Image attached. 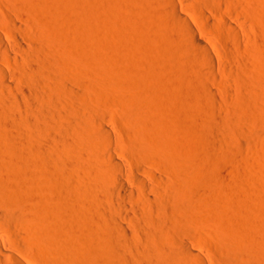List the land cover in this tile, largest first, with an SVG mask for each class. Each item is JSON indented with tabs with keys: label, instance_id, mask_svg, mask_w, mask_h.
Returning a JSON list of instances; mask_svg holds the SVG:
<instances>
[{
	"label": "rangeland",
	"instance_id": "obj_1",
	"mask_svg": "<svg viewBox=\"0 0 264 264\" xmlns=\"http://www.w3.org/2000/svg\"><path fill=\"white\" fill-rule=\"evenodd\" d=\"M60 1L59 0H0V36L2 39H4L3 41L6 44L8 43L9 46H11L8 47L7 49L0 47V56H1L0 85H2L1 86L2 88H0V108H2L0 109L1 110L0 113L3 114L0 117L1 119L0 120V148H1L0 153L2 152L0 155V190L2 192L9 193L14 191V189L19 190L21 187L23 186L27 187L29 185L28 187H32V190H31V196H29L30 198H28L29 202L27 201L26 204L27 207L29 208L34 207L32 210H36V209L40 210L41 209L40 207H42L41 209L42 211L40 210L39 213L40 217L46 218L52 213L53 208L56 206V203L60 205L64 204L63 205L64 207L62 206L63 207L62 212L64 211V209L66 211H64L63 213L60 212V219L62 218L61 219L63 220L62 222H64V220L73 221L72 218H74L75 222L77 219L76 224L79 223L81 224L82 222H84L82 225L85 229L84 228L83 229L85 230V232L87 230H90L91 232L88 231L89 233L88 232L87 233L91 235L97 234L99 230V228L97 227L99 226L98 223L100 221H101L100 224H102L103 221L109 222L114 219L118 220L120 224L128 232H130V234L134 238L133 240L132 238L129 239V241L132 240V243L131 242L128 243V240L125 242L123 248L124 249L128 248L125 249L126 253L125 251H122L121 252L122 254L119 253L121 254L120 258H122L121 259L122 264L123 262L124 264L126 263L145 264L146 261L148 262V258H147L148 256L146 255L147 248L145 250V253L143 251L145 247H147L145 238H147L148 233L146 227L144 226L146 220L152 223L153 220L157 217L158 213L160 214L161 212L164 213L163 211L171 212V210L172 213L174 212L173 213L174 215L171 214L173 215V217L168 216L166 219V223L168 224L169 228L166 231L165 236L168 238L169 241L167 240H166L167 242L165 241V248L167 247L170 248L171 246L174 248H179L180 246H182L183 242L181 240H183L185 242L184 244H187L186 246L189 245L188 247L190 248V250H192L191 252L193 254L195 252L194 255L197 256L198 259L200 258L199 260L202 261V264H204V261L206 262V264H264L263 262L264 258H262L264 257V99H263L264 98L263 96L264 94V72H263L264 71L263 70L264 27H262L264 26L263 24L264 17H262L264 16L263 15L264 0H237V2L236 0H230L231 3L228 2L229 0L228 1L223 0V2L222 0H217L219 6L216 3L217 1L206 0V3H208V7L209 6L211 7L213 5L212 6L213 8L206 7L209 11L206 10L205 6H203L204 4H201V2L204 3V0L203 1L202 0H168L169 4L167 5H169L170 9L172 8L171 9L172 11H173V7L175 6L177 11L182 13L181 15L184 16V14H186L185 18L188 21V23L189 22L191 23L195 35L197 36L198 39L200 40L202 39L201 42L207 46L209 52L211 53V56L214 57V60L216 61L215 62L216 67L213 66V68L215 67L214 70L217 69L218 71H213L212 67H211L212 69L211 68L209 69V66H207L208 69L206 66L201 67L202 65H200V67L197 68L198 71H196L197 70L196 67L198 65L197 66L195 65L196 66L194 68L195 70L193 69L186 70L190 67L189 66L188 68L185 69V65L188 64L189 61H181L182 65L179 64V66L178 64L172 65L173 63H168L165 60V58H162L163 55L162 52L159 51V53H161L160 57L162 59L160 57H154V55L152 54L155 53L156 56L157 51L156 52L152 51V53L151 51L146 52L145 45L147 40L149 39L148 37L150 34L147 33V30L146 32L139 31L142 34H139L136 37V35L139 32L137 33V31L135 30L139 29L140 25L141 28L142 27L148 28L149 32L154 28L155 30L159 28L158 30H160L161 32L165 30L162 32V34L164 35L169 34L173 36L175 34V36H173V39L176 38V35L181 32V31L179 32L180 29L177 31L176 28H172V27H171L172 30L169 31L172 33V31L175 29L176 32L172 33L173 35L169 33V31H167L168 28L169 29L171 28L167 27L166 29L165 24L167 23H165L164 20L167 18L169 22L172 20L174 15L170 14L172 15L170 16L165 14L164 17L166 18H164L163 17L164 13L162 14L161 12L163 11V9L161 8L162 4L155 3L157 7H155V5L154 6L150 5L153 2H155V0L154 1L151 0L150 4H149L150 0H147V2L146 0H141V2L139 0H134V2L136 3L138 2L137 4L135 3L136 6L134 5L135 9L134 7H131V5L134 4V2L131 3V0L128 1L121 0L119 2L118 0L117 2L108 0L107 2L108 5L105 6V8L107 7L106 9L103 6L106 0L105 1L60 0ZM122 1L125 2L124 5H126L125 6L126 8L131 3V5L129 6L132 11L131 13L129 12L130 11L129 7L127 8V10H125L126 8L123 7L124 5H122L123 4ZM112 2L113 5H111ZM59 3L60 6H58ZM139 3H141L142 5H139ZM170 3L172 6L170 5ZM97 4L98 5L100 4L99 5L100 9L101 10L105 9V12L98 11L99 6ZM93 5L95 6L92 7ZM108 6L110 9L113 7L112 9L114 10L110 12ZM146 6H148V10L149 9L152 10V8L154 7L152 12L153 11L157 12V14L154 12L156 17H154V13L152 14L154 18L152 16L150 17L148 16L151 14V10H149L150 14H148L149 12L147 11L148 15H146L145 12V10L147 9ZM224 6L226 7V9ZM223 7H224L223 9L224 13H222ZM93 8H95V11L93 10ZM137 8L141 10L140 12L142 13L145 12L144 16H142L143 15L142 13L137 12L138 11ZM227 8L230 10V12L228 11ZM107 9H109L108 14L111 13L110 14L111 18L107 15ZM136 9L137 11H135ZM96 10L99 12V14L94 13L97 12ZM217 10H219L220 12ZM73 12L74 14L76 12L74 17L78 18V21H76L77 19L72 17V15H74ZM81 12L83 14H81ZM91 12L92 14L94 13L93 19H95L96 22L92 19L93 15L92 16L90 15ZM115 12L116 13L118 12V14L120 15L119 16L117 14L115 15ZM100 13H103L101 14V16L104 15V19L103 17L100 16ZM132 13L133 15L134 14L137 15L139 13L138 16H141L143 19V21L140 22L141 23L140 25L139 24L136 25L137 26L136 29H130L131 27L126 25V22L129 19V17L133 16ZM85 14L87 16H84ZM158 14L159 16H157ZM236 14H238V16ZM81 15L83 18L81 17ZM217 15L219 16V18ZM88 16L91 17L88 18ZM123 16L126 17L123 18ZM145 16H148L147 21H144L146 20ZM169 16L172 18H170ZM232 17L234 19H232ZM237 17L240 18L236 19ZM254 17H256V19H254ZM259 17H262L263 19ZM87 18L89 19L90 22H88ZM99 18H101L102 20ZM120 18H122L123 20H121ZM149 18H152V20L154 19L153 20L154 22H152V20H149ZM227 18H228V22L234 23L232 25L235 28L237 27L239 28L237 29L239 31L240 42L235 41L236 45L240 46V47L238 46L239 48H237V46H235L234 48L228 46L232 42L230 41L229 43L227 39H224L222 33L219 32L218 26L222 23V20L226 21ZM97 19L99 20L97 21ZM155 20L158 23L154 24L153 26V23L156 22ZM93 21L97 25L93 23ZM86 22H88L87 25H90L89 27L86 25ZM98 22H100L101 24ZM146 22L148 23L150 22V24ZM160 22H162L161 25L164 24L165 28L161 26L157 27L158 25H160ZM194 22L196 24H194ZM12 23H14V25ZM148 25L150 28L148 27ZM150 25H152V27ZM12 26L14 27L11 28ZM81 26L83 27L81 28ZM117 26L119 27L117 28ZM17 27L20 29H18ZM15 28L18 30H16ZM144 28L139 30H143ZM242 28L246 31L241 30ZM79 29L80 31H78ZM94 30H97L98 33L96 31L95 34ZM240 30L242 31L243 34H241ZM17 31H19L18 34L20 35L16 34ZM133 31H135L137 34L135 35ZM166 31L168 33H165ZM152 32H154V30ZM244 32H246V34ZM120 34H122L123 36L122 35L120 36ZM13 35L16 38L13 37ZM145 35H148V37L146 36V38H148L147 40H144L145 38H143ZM123 37H124V41L122 40ZM127 37H129V39H127ZM135 37L137 38V41ZM178 38L179 39L181 38L180 34ZM18 39L19 41L21 40L20 42L22 44L24 43L23 50L19 49ZM142 39L144 41H142ZM138 40L140 41L138 42ZM178 40L175 41L178 42ZM225 40L226 42L228 41V44H225L226 43ZM232 41L234 42V40ZM125 42L128 45L130 44L131 45L128 47V45L125 44ZM133 42L134 45L137 44V46H134L136 49L133 48ZM212 44H215V46L217 45L218 48L220 47L219 48L220 50H223L220 51L218 49L219 53L220 52L223 53L225 51L224 52L225 54L220 53L219 56L218 53L213 49ZM125 46L126 48H124ZM139 46L141 47L142 50L139 49L140 48ZM224 47H226L225 50ZM186 48H187L186 52L188 51L187 54L191 51L190 55L188 54V56L185 52L184 53L186 55L182 54L183 51H185L184 49ZM186 48L182 50L181 55H183V57L193 56L194 52L192 51V49L189 48L187 45ZM188 48L190 49V51L188 50ZM231 48L233 49V51ZM42 49L43 51L44 50L48 51L46 52L48 53L47 56H42L43 55ZM24 50H26L25 53H22ZM226 50L228 52L232 51L234 56L232 55L231 52H229L230 56L228 59L226 57V54L227 55L229 54L228 52H226ZM223 55L224 57H222ZM150 56H152L153 59L155 60L153 61L152 58H149ZM232 57L236 58V59L234 58L235 61H233L234 59L232 60ZM225 58L227 60H225ZM133 60H135L136 62ZM156 60L158 62L160 61L159 64H156L158 63L156 62ZM30 61L35 63H31ZM183 62L185 64H183ZM38 64L41 65L36 66ZM131 64L133 65L132 69H131ZM163 64L165 65L163 66ZM32 67L34 71L32 70ZM181 67L184 69L183 70L184 72L182 73H185L186 70V73L190 74L191 71L193 70L195 76L197 75L200 76L198 79L202 78V81L198 80L195 83L194 81L188 80L186 79V77H184V80L185 79L187 80V81L185 80L186 81L185 83V81L181 79L183 78L184 75L181 73L182 77H180L179 74L182 71ZM192 67H194L193 64L191 68ZM43 70L44 71L46 70L45 73ZM210 70L213 74L210 73ZM175 72H179V73H176L175 75ZM207 72H209V74H207ZM193 73H191V76L194 75ZM204 75L206 76L210 75L206 77L208 78V80H206ZM213 75L214 77L211 80ZM209 79L210 82L208 84L207 82L209 81ZM200 81L202 82V84L206 82L208 84V85L206 84L207 87L206 86H204V88L200 87L199 84L201 83ZM2 82H5L6 85ZM247 83L248 86L246 85ZM211 85H213V87ZM6 86H11V88L9 87L10 92H8L9 88ZM231 87L234 90L233 89L231 90ZM207 88H210L209 90L210 93H208L209 91ZM200 89H203L202 91H204V89L205 91L207 90V92L204 91L206 95L204 96L202 95L203 97L200 95L204 92H200L201 91ZM228 89L231 90L233 93ZM87 90L90 91V92L88 91V93L91 94L90 98L88 96L87 98L89 99L83 100L81 98L82 100H80L79 99L80 98L79 96L81 95L80 93L90 95L85 93ZM240 92L243 93L241 94ZM255 93L257 94L255 95ZM63 94L65 95V97L68 95L66 97L67 101L70 100L71 103L73 101L75 103V106L76 104H78L77 106L81 107V109L84 111H82L77 106H76L77 109L79 108L80 110H76V107L74 106L73 103H72V107H74L75 109L73 108L72 110V107L68 108L69 105L67 106V104H65L62 100ZM165 94L168 95V97L165 96ZM196 94H199V97H196L198 96ZM238 94L243 96L240 97ZM207 95H210L216 101V102L214 101L215 103L212 104L214 106V110H212L213 109L212 106L210 107L212 109H208V108L204 109V107L201 106L202 103L199 98L200 97L204 98ZM34 96L35 98H30ZM113 96H118V97L122 96V97L118 98ZM255 96L260 100L256 99ZM124 97L127 99L124 100L123 99ZM163 97L165 98L167 97L166 99L170 98L169 99L170 101L169 100L166 101V99ZM15 98L17 101H15ZM116 98L118 101H116ZM192 98L194 100L193 102H192ZM241 98H244L246 102L244 101V99ZM91 99L94 100L92 101ZM58 100L61 103H59ZM249 100L252 103L250 104L248 102L247 105V101ZM30 101L33 102L29 103ZM84 101L86 103H82ZM119 101L121 102L119 103ZM165 101L168 102V105ZM37 102H39V104ZM8 103L10 105H8ZM165 103L166 106L164 105ZM240 103L242 105L246 103L245 106L243 105L244 107L242 106L243 109L240 108L241 107ZM153 105L158 106L157 108H158V113H160L159 115H161L160 117L152 116L153 119H151V115H147L145 113V115H142V117L135 120V122L130 123L131 126H128L130 124L124 121L126 118L125 117L126 107L129 108L133 107L136 110L138 109L139 111L140 110L146 111ZM124 106L126 107L124 108ZM34 107L35 110H33ZM198 107H200L201 110L204 109L203 111L207 110L205 111L207 115L201 110L200 113ZM246 108L249 112L251 111V113H249L246 110ZM248 108H250V110ZM2 111L5 112V115ZM76 111L78 112L82 111L84 112V115L82 112H80L81 115H79L80 113L78 114V112ZM232 111H234V114ZM235 111L238 114L235 113ZM89 114L91 117H88ZM203 115H205V117ZM242 115L244 116L245 119L243 118ZM201 116L204 118V121ZM158 118L160 119L162 118V120L159 121L160 119ZM229 118L232 122V127ZM154 119H156L157 121L156 123L157 124L160 123V125L161 123L164 122L163 124H165V128L164 125L162 124L164 131L162 130V126H159L161 130L159 128L157 129L158 126L155 123ZM235 120H237L238 122ZM54 121L56 123V124L54 123L56 126L55 129V132L57 131L56 133L53 131ZM222 121H224V124L225 123L227 124L228 122L230 123H228L227 126L223 128V126L221 125V123H223ZM51 123L53 125L52 127L53 129L51 128L52 126ZM76 123H78L79 125L77 126ZM205 124L208 126H206ZM155 125L156 128L154 127ZM101 126H104L107 129L109 128V131L111 133L110 136L111 142L109 146H107L108 148H106V146L104 147L105 149L103 148V146L102 147L99 146L98 148H93L89 146L90 144L89 141L87 140L90 139L91 136L97 134L96 133L98 132L97 129ZM209 126H211V129ZM49 128H51V130ZM206 128L210 129L211 131ZM159 130L160 133L158 132ZM18 131L19 133H17ZM226 131H228L227 134ZM209 132L212 133L210 134ZM134 133L136 134V137L138 135L140 136V137L138 136V138L140 139V144L138 145V147H140V150H138V148H135L132 141L130 142L131 138L129 137L130 136L134 137L135 136ZM169 133L170 135L172 134L171 135L172 140L170 138ZM128 135L130 136L128 137ZM173 136L176 137L173 138ZM181 136L184 138H182ZM146 137L147 140L145 139ZM178 137H179V145H178L179 148L178 147L172 148L173 149L172 150L171 148L167 149L164 147L165 143L167 144L170 140L171 143L173 140H175ZM225 137L228 138L225 139ZM20 139H27V141L30 142V151L28 152L23 151L22 145L19 143ZM46 139H48V141H51L52 143L50 146L47 145V147L49 148L45 146ZM183 139L184 141H182L183 142L182 143L181 140ZM223 139L226 141H224ZM218 141L219 143H216ZM162 142L165 143L163 144ZM209 142L211 143L209 144ZM85 143H86V148L84 145ZM180 143H181V147H180ZM226 143L229 144L227 145V147H226ZM87 144L89 145L87 146ZM56 145H58L59 149L61 150H59L58 147H56ZM61 146L62 147L65 146L63 147L64 149ZM66 146L68 147L66 148ZM207 148L209 149L207 150ZM70 149L72 150V153ZM134 149L137 150L134 151ZM175 149H177V151L178 149L182 150V152L178 151L179 153L177 152V154H175L176 153ZM46 150L49 151L45 153ZM53 150H56L54 151L55 152L54 155L56 156V158L58 157L59 159L58 158L55 159L51 157L50 155L51 153L49 152L50 151L52 152ZM58 150L60 151L59 154H58ZM225 150H227L228 155L226 154ZM62 152L63 153L65 152V154L62 155ZM167 152L169 153L168 155ZM151 153H153L154 155H152ZM156 153L157 155H155ZM45 154L48 155V157L45 156L46 168H43L44 166L43 165L39 166L40 164L38 165V163L40 161V158ZM161 154H163L162 157ZM164 155L165 157L167 156L169 157L165 158L163 157ZM213 155L214 157H216L214 165L212 164L214 168L212 165H209L210 161L208 160L209 157ZM215 155H218V160H217V156ZM224 155H227L228 157L224 158ZM219 156L223 157L221 159L224 160L219 161L220 159ZM9 157L11 158V160L8 159ZM48 158L50 160H46ZM71 158L72 160H70ZM144 158L150 160L151 158L154 159V161L153 159L152 161L156 163V167L154 166V168H151V166H149L147 171L150 172L151 176L153 175L151 173H154V176L156 175L155 177L157 179L161 178L159 181L161 180L164 181L162 185H161L162 181L160 183L158 181H154L157 179L154 176H153L154 178L153 177L151 178L150 175H149L150 178H148V176L140 169L141 159ZM112 159L118 162V164H120V166L126 171V174L127 173L128 174L122 176L117 173L115 174V172H113L114 174L110 173L111 170L108 171L109 172L107 175L108 185L106 186V188L108 190L114 191L115 193V191L118 190L119 185L122 183L126 185L128 189L135 191V194H137L139 197H141L142 195L149 196L151 199L150 202L148 200V202L145 201L146 204H143L144 201L143 203L139 201V203H142L141 206L138 203V200L136 201L131 200L129 205L127 202L130 199H128V197L125 198V200L127 199L128 200L127 201L124 200V201L131 207L134 205H139L140 207L143 206L144 208L142 207L141 209L138 206L141 212L137 211L135 213L130 209H128L129 210L128 212V210L121 209L119 205H117V207L115 205L116 208H114L113 204L115 203L117 204L119 203V201L115 202V200L113 201V198H116V201L117 199L123 200L124 198L122 197L121 194L118 193L119 195H117V193H115V195L117 196L115 197L114 195L111 200V198H109L106 193L104 194L99 190L96 191V188L94 189V187H96L97 185V182L94 179L98 175L99 171L101 172L102 169H104L102 167L104 163L107 161L110 162L112 161ZM174 159H176V161H174ZM211 159H213V157ZM225 159L228 160L226 161ZM12 165L14 166L15 169H17L16 170L17 173L14 174L13 176L9 172L10 171L9 167L10 166L13 167ZM202 166L203 167L205 166V168H203ZM211 166H212L211 168L212 170L209 169ZM207 169H209V172H211L210 174L208 173ZM135 174L139 175L141 178H144L147 182H149L150 187L148 189L150 191L145 190L142 187H139L138 184L136 183L134 184L131 181L129 176ZM117 179H119L120 181ZM114 181L115 183H113ZM164 183L165 185H163ZM101 193L103 195L99 197L98 195H100ZM66 194H68L69 196L68 195L66 196ZM104 196H106V198L108 197L107 200H105V202H104V198H105ZM152 196L157 200L156 207L154 203L156 202V200H154ZM98 198L100 200L101 199L103 200L101 201L102 204L104 205L100 204L101 202ZM165 198L169 199L170 201L174 200V198L179 199L178 202H180L181 204L174 201L173 203L169 202ZM109 199L111 200V202ZM161 200L165 202H162ZM31 201L34 202L30 203ZM92 201H94V203L96 202L99 203L94 204V206H92L93 205ZM166 201L167 203L168 202L169 203L167 204ZM88 203H90L91 205H88ZM162 203L165 205V207L164 205H162ZM147 204L148 205L151 204L150 207ZM105 205L106 206L108 205V208L105 207ZM110 205L113 206L114 209L110 207ZM145 205L147 206L146 207L147 209L145 208ZM102 206H104L105 208ZM72 207H74L73 208L74 211ZM93 207L95 210L93 209ZM160 207H162V209L164 208V210H162ZM67 208L70 211H68ZM76 209H79L81 211L78 210L79 211L78 212L76 211ZM0 210L2 212L4 211L6 212V208L0 207ZM147 211L149 212L151 211L150 212L151 215ZM80 212L83 215L80 214ZM139 213L140 214L143 213V214L140 215ZM79 214L80 216L82 215L85 218L83 219L82 216L80 218ZM145 215L148 216L149 218L147 217L146 219ZM124 217L127 218L122 220ZM174 217L176 218L171 220V218ZM88 218L91 219L89 223L87 222L89 221ZM79 219L82 220L78 221ZM261 219L263 221H261ZM142 220L144 225L141 222ZM173 221H175L176 224ZM86 224L88 225V227ZM91 224L93 226H90ZM5 226L3 224L2 225L0 224V239L4 237L2 239H6L11 247L16 249L24 258L28 259L32 264H51L49 263V259L50 261L53 260V258L54 260H56L58 259L57 255L60 256L62 255V253L68 254L69 257L70 256L73 257L75 255L73 251L74 248H76L77 246L76 247L75 245L73 246V243L72 246L69 245V247H66L61 241H60L61 243L59 241H55V237H52L51 235L49 236L48 234L44 235V237H41L39 239L40 241L38 242L37 240L35 242L34 240H32L31 242L30 240L31 234H29L28 230H25L26 229L25 227L19 229L22 231H18V233L20 232V234L19 235L17 234L18 237H15L14 235L15 231L11 230L13 231L11 232L10 228L7 226L6 228ZM180 226L181 228L178 229V227ZM81 228H82L81 226L78 227V230L80 229V232L76 231L77 228H75L73 232L71 233L69 232L72 235V236L70 235L71 238L73 236L77 237L82 234V237H84L85 239L86 237L81 232L82 231ZM217 229L218 230L220 229L219 232ZM23 230L26 232H24ZM227 230L229 231V234H227L228 233ZM224 231H226V233ZM230 231L234 233L238 232L237 234L239 236L241 233V236L244 238H242L241 236L240 237L242 238V240L244 239L243 241L245 243H243L242 241V244L239 245L240 247L238 246V244L237 246L236 245L233 246L232 249L234 254L231 253L229 255V258H227L228 261L226 260L224 261L223 258L220 256V253L218 252V250H220V247L217 246L218 250L216 251L214 250L216 249L215 244L217 241V240L214 241V239L219 238L221 235H231V234L235 235ZM217 234H221V235L220 236L218 235L217 237ZM26 235L30 239H27L28 237ZM200 235L202 237H199ZM19 236H23V239H21L22 237ZM46 236L47 238H49L48 239L49 241L51 239L50 242L46 240L47 239L45 238ZM213 236H215L216 238H212ZM80 239L83 238H81L80 236ZM46 241H48V244ZM40 244H43L42 248H40L41 247ZM241 245L243 251L240 250ZM44 246L46 249H43ZM234 247L236 248L234 249ZM55 248L56 249L58 248V251H56ZM42 249L46 251H43ZM236 249H238L239 251ZM237 251L240 254H238ZM75 253H76L75 255L76 257H73V259H71L72 263L70 264L93 263L92 262L93 260L91 261L87 259V256L85 259L77 258L78 256L77 252L75 251ZM198 254L200 256H198ZM142 257L143 258L146 257V259H143ZM201 257L203 260L201 259ZM152 259H153L152 260L153 263L150 264H158V262L160 264L163 260V258L161 257H152ZM142 260L143 262L145 260V262L143 263ZM1 264H3V262Z\"/></svg>",
	"mask_w": 264,
	"mask_h": 264
},
{
	"label": "bare ground",
	"instance_id": "obj_2",
	"mask_svg": "<svg viewBox=\"0 0 264 264\" xmlns=\"http://www.w3.org/2000/svg\"><path fill=\"white\" fill-rule=\"evenodd\" d=\"M60 1V0H59ZM96 1H98V0H96ZM103 1H105V0H103ZM109 1H116L117 2V0H109ZM119 1H121V0H118V2ZM125 1H128V0H125ZM140 2H141V0H139ZM154 1V0H153ZM203 1V0H202ZM208 1H211V0H208ZM213 1H217V0H213ZM213 1H212V3H213ZM228 1V0H227ZM56 2H58V1H56ZM61 2V1H60ZM107 2H108V0H106V2H104V8H105V6H107L108 4H107ZM113 2L111 3V5H113ZM123 2V1H122ZM132 2H134V0H131V3ZM146 2H147V0H146ZM222 2H223V0H222ZM225 2V1H224ZM229 3H231L230 2V0L228 1ZM236 2H237V0H236ZM97 3V2H96ZM100 3H101V1H100ZM110 3V2H109ZM124 3L125 2H123V4L122 5H124ZM131 3H130V5H131ZM136 2H134V4H132L131 5V7H134V5L136 6V4L138 3H136ZM142 3H144V2H142ZM151 3V0L149 1V4ZM154 3V4H153ZM152 4H150L151 6L153 5H155V7H157L156 6V4L155 3H158V4H162L161 6V8L163 9V11H161L162 12V14H163V17H164V15L165 14H167V15H170V14H172V15H174V17L172 18V17H170V16H172V15H170L169 17L170 18H172V20L171 21H169L168 22V19L166 18V17H164V18H166L164 21H165V23H167V24H165L166 25V29H167V27H172V28H176V30L178 31L179 29V34H180V39L178 38V36H179V34H177L176 35V38H174L173 39V36H175V34L173 35L172 33H174V32H176L175 31V29L172 31V33L169 31V30H172V28L171 29H169L168 28V30L167 31H169V33H171L173 36H171V35H169V34H166V35H164V34H162V32L163 31H165V30H163L162 32L160 31V30H155V28L153 29L154 30V32H152L153 30H150V32L148 31V28H144V27H142V28H144L143 30H139V29H142L141 28V23L140 22H142L143 21V19H142V17L141 16H138V14L139 13H142V12H140L141 10H139L138 8V11H137V9L135 10V11H137V12H139L137 15H133V13H132V15L133 16H131V17H129V19L127 20V19H125V20H127V22L126 21H124V22H126V25L127 26H129V27H131L130 29H136V25H140V28L139 29H137V30H135V31H137V33L140 31H145L146 32V30H147V33L148 34H150L149 35V37H148V35H145L143 38H145L144 40H147L148 38V40H147V42H146V45H145V49H146V52L147 51H151V53H152V51H154V52H156L157 51V53H156V56H155V53H152L153 55H154V57H160V55H161V53H159V51L160 52H162V58H165V60L168 62V63H173L172 65H177L178 64V66H179V64L180 65H182L181 63V61H189L188 62V64H186L185 65V69L186 68H188L189 66V68L188 69H186V70H189V69H193V70H195L194 68L196 67V69L198 68V67H200V65H202L201 67H203V66H209V69L212 67L213 68V66H215V60H214V57L213 56H211V53L209 52V50H208V48H207V46L205 45V44H203L202 42H201V40L200 39H198L197 38V36L195 35V33H194V31H193V28H192V25H191V23L189 24L188 23V21L186 20V18H185V15L186 14H184V16L183 15H181L182 13H180V12H178L177 11V9L175 8V6L173 7V11L169 8V5H167V4H169V2H168V0H155V2H153ZM217 4H218V1L216 2ZM221 3V2H220ZM53 4V3H52ZM93 4H94V2H93ZM103 4V3H102ZM117 4V3H116ZM115 4V5H116ZM118 4H120V3H118ZM144 4H146V3H144ZM201 4H204L203 6H205V8L206 7H208V3H206V0H204V3H202L201 2ZM222 4H224V3H222ZM233 4V3H232ZM98 5V4H97ZM96 5V6H97ZM100 5V4H99ZM98 5V6H99ZM128 5H129V3H128ZM129 5V6H130ZM139 5H142L141 3H139ZM138 5V6H139ZM170 5H171V3H170ZM221 5V4H220ZM237 5V4H236ZM240 5V4H239ZM58 6H60V3H59V5ZM95 5H93L92 7H94ZM121 6V5H120ZM126 5H124L123 7H125ZM129 6H127V8L129 7ZM151 6H150V8H151ZM160 6V5H159ZM172 6V5H171ZM202 6V5H201ZM202 6V7H203ZM213 6V5H212ZM211 6V7H212ZM218 6H219V4H218ZM225 6H226V4H225ZM224 6V7H225ZM122 7V6H121ZM122 7V8H123ZM142 7V6H141ZM147 7V9L145 10V12H146V15H148V14H150V11L149 10H151V9H149L148 10V6H146ZM210 7V6H209ZM208 7V8H209ZM210 7V8H211ZM224 7L222 8V13H224L223 12V9H224ZM260 7V6H259ZM259 7H258V9H259ZM264 7V6H263ZM103 8V7H102ZM107 8V7H106ZM105 8V9H106ZM108 8H109V6H108ZM113 8V7H112ZM110 9V12L112 11V10H114V9ZM117 8V7H116ZM115 8V9H116ZM126 8V7H125ZM124 8V9H125ZM127 8L125 9V10H127ZM154 8V7H153ZM153 8H152V10H153ZM213 8V7H212ZM230 8V7H229ZM98 9V8H97ZM105 9H100V6H99V10L98 11H104L105 12ZM109 9H107V15L111 18V13L110 14H108V10ZM121 9V8H120ZM129 9H130V7H129ZM133 9V8H132ZM134 9H135V7H134ZM145 9V8H144ZM204 9V8H203ZM225 9H226V7H225ZM228 9V8H227ZM231 9V8H230ZM93 10L95 11V8H93ZM124 10V11H125ZM152 10H151V14L150 15H148L149 17L150 16H152V14L155 12V11H153L152 12ZM206 10H208L207 8H206ZM214 10V9H213ZM97 11V10H96ZM94 12L95 14L97 13V14H99V12ZM119 11V10H118ZM147 11L149 12L148 14H147ZM209 11V10H208ZM215 11H216V9H215ZM217 11H219V10H217ZM225 11V10H224ZM228 11L230 12V10L228 9ZM256 11V10H255ZM260 11V10H259ZM262 11V10H261ZM83 12V11H82ZM81 12V14H83ZM121 12V11H120ZM126 12V11H125ZM130 13L132 12L131 11V9H130V11H129ZM137 12H135V13H137ZM145 12H143L142 14V16H144V14H145ZM160 12V13H161ZM220 12V11H219ZM226 12V11H225ZM89 13V12H88ZM93 13V14H94ZM124 13V12H123ZM156 14H157V12H155ZM155 13H154V17H156V15H155ZM159 13V14H160ZM215 13V12H214ZM228 13V12H227ZM235 13V12H234ZM259 13V12H258ZM73 14H74V12H73ZM75 14H76V12H75ZM75 14L74 15H72V17H74L75 16ZM92 14V12L90 13V15L92 16L93 15ZM101 14H103V13H100V16H101ZM106 14V13H105ZM120 15V14H118V12L116 13L115 12V15ZM122 14V13H121ZM128 14V13H127ZM159 14L157 15V16H159ZM230 14V13H229ZM254 14H256V13H254ZM106 15V16H107ZM124 15V14H123ZM141 15V14H140ZM235 15V14H234ZM237 16H238V14H236ZM257 15H259V14H257ZM262 15V14H261ZM263 15H264V12H263ZM80 16V15H79ZM78 16V17H79ZM84 16H87L86 14L84 15ZM91 16H88V18L89 17H91ZM113 16V15H112ZM128 16V15H127ZM148 16H145V18H146V20H144V21H147L148 19H147V17ZM218 16V15H217ZM232 16V15H231ZM252 16H254V15H252ZM55 17V16H54ZM81 17H82V15H81ZM101 17H103V19H104V15H102ZM120 17H122V16H120ZM126 17V16H125ZM124 16H123V18H125ZM153 17V16H152ZM153 17V18H154ZM160 17H161V15H160ZM168 17V16H167ZM216 17V16H215ZM223 17V16H222ZM234 17H236V16H234ZM262 17H264V16H262ZM262 17H259V18H262ZM17 18H19V17H17ZM75 18V17H74ZM83 18V17H82ZM81 18V19H82ZM87 18V19H88ZM94 18V15H93V17H92V19ZM96 18H98V17H96ZM128 18V17H127ZM164 18H162V19H164ZM217 18V17H216ZM218 18H219V16H218ZM217 18V19H218ZM221 18V17H220ZM238 18H240V17H237L236 19H238ZM75 19H77L76 21H78V18H75ZM75 19H74V21H75ZM84 19H86V18H84ZM99 19H101V18H99ZM99 19H97V21L99 20ZM105 19H107V18H105ZM121 20H123L122 18H120ZM156 19V18H155ZM223 19H225V18H223ZM232 19H234L233 17H232ZM242 19V18H241ZM254 19H256V17H254ZM263 19V18H262ZM90 20H91V18H90ZM94 21H95V19H93ZM102 20V19H101ZM139 20V21H138ZM149 20H152V18H149ZM154 20V19H153ZM152 20V22H154ZM158 20V19H157ZM231 20V19H230ZM24 21H25V19H24ZM85 21V20H84ZM93 21V23H95ZM108 21H110V20H108ZM107 21V22H108ZM156 21V20H155ZM160 21V20H159ZM254 21V20H253ZM20 22H21V20H20ZM88 22H90L89 21V19H88ZM88 22H86V25H87V23ZM110 22H112V21H110ZM120 22V21H119ZM220 22V21H219ZM218 22V23H219ZM239 22H241V21H239ZM256 22V21H255ZM263 22V21H262ZM76 23V22H75ZM80 23V22H79ZM83 23V22H82ZM81 23V24H82ZM92 23V24H93ZM98 23H100V22H98ZM101 23H102V21H101ZM100 23V24H101ZM146 23H148V22H146ZM145 23V24H146ZM156 23H158L157 21L155 22V23H153V26H154V24H156ZM161 23L162 22H160V25H156L157 27H159V26H161V27H164L165 28V26H164V24L163 25H161ZM164 23V22H163ZM218 23H216V24H218ZM241 23H243V22H241ZM257 23V22H256ZM13 25H14V23H12ZM96 24V23H95ZM95 24H94V26H95ZM122 24V23H121ZM144 24V25H145ZM148 24H150V22L148 23ZM194 24H196L195 22H194ZM232 24H234V23H230V22H228V18H227V20L226 21H223L222 20V23L218 26L219 27V32H221L222 33V35H223V37H224V39H227L228 41H229V43H230V41L232 42V43H230L228 46H230V47H232V48H234L235 46H237L236 45V43H235V41L237 42H240V40H239V31H238V29L237 28H235ZM264 24V23H263ZM17 25V24H16ZM97 25V24H96ZM109 25V24H108ZM113 25V24H112ZM111 25V26H112ZM198 25V24H197ZM19 26V25H18ZM88 27L90 26V25H87ZM121 26V25H120ZM151 27H152V25H150ZM174 26V27H173ZM195 26V25H194ZM14 26H12L11 28H13ZM20 27V26H19ZM79 27V26H78ZM83 26H81V28H82ZM92 27V26H91ZM114 27H115V25H114ZM119 26H117V28H118ZM122 27V26H121ZM146 27H147V25H146ZM148 27H149V25H148ZM156 27V28H157ZM262 27H264V26H262ZM18 28V27H17ZM87 28V27H86ZM93 28V27H92ZM116 28V29H117ZM126 28V27H125ZM150 28V27H149ZM16 29V28H15ZM14 29V30H15ZM18 29H20V28H18ZM18 29H16V30H18ZM95 29V28H94ZM113 29V28H112ZM119 29H121V28H119ZM13 30V31H14ZM90 30H91V28H90ZM127 30V29H126ZM217 30H218V28H217ZM241 30H243V31H246V30H244L243 28L241 29ZM240 30V31H241ZM20 31V30H19ZM19 31H17L16 32V34L17 35H20V34H18L19 33ZM78 31H80V29L78 30ZM88 31V30H87ZM95 31V34H96V31L97 30H94ZM128 31H129V29H128ZM132 31V30H131ZM130 31V32H131ZM135 31H133L134 32V34L136 35L137 33L135 32ZM165 32V33H168V32ZM15 32V31H14ZM103 32V31H102ZM114 32V31H113ZM118 32V31H117ZM138 33L137 35H136V37L139 35V34H142V33ZM144 32V33H145ZM264 32V31H263ZM93 33V32H92ZM97 33H98V31H97ZM146 33V34H147ZM245 34H246V32H244ZM15 34V35H16ZM103 34V33H102ZM101 34V35H102ZM114 34V33H113ZM117 34V33H116ZM133 34V35H134ZM241 34H243L242 33V31H241ZM240 34V35H241ZM98 35H100V34H98ZM122 34H120V36H121ZM130 35V34H129ZM132 35V34H131ZM198 35V34H197ZM123 36V35H122ZM146 36L148 37V38H146ZM13 37H15L14 35H13ZM19 37V36H18ZM17 37V38H18ZM135 37V38H136ZM238 37V38H237ZM244 37H245V35H244ZM16 38V37H15ZM14 38V39H15ZM20 38V37H19ZM117 38V37H116ZM134 38V39H135ZM180 40H178V39ZM183 38V39H182ZM127 39H129V37H127ZM126 39V40H127ZM140 39V38H139ZM223 39V40H224ZM238 39V40H237ZM4 39H2L1 38V36H0V47H2V48H8V47H11V46H9V44L7 45L4 41H3ZM17 40V39H16ZM123 41H124V37H123V39H122ZM141 40V39H140ZM140 40H138V42L140 41ZM143 39H142V41H144ZM178 40V42H176V41ZM232 40H234V42L232 41ZM21 41V40H20ZM19 41V39H18V46H19V49L20 50H23L24 49V43L22 44L21 42ZM122 41V42H123ZM133 41H135V40H133ZM136 41H137V38H136ZM228 41L226 42V40H225V44H228ZM132 42V41H131ZM17 43V42H16ZM125 44H127L126 42H125ZM238 44V43H237ZM123 45H124V43H123ZM128 45V44H127ZM126 45V46H127ZM131 45V44H130ZM130 45H128V47L130 46ZM186 45L189 47V48H191L192 49V51L194 52V54H193V56H189V57H183V55L186 53L187 54V52H186V50H187V48H186ZM208 45V44H207ZM26 46V45H25ZM126 46L124 47V48H126ZM134 46H137V44L136 45H134V42H133V48H135ZM141 46V45H140ZM139 46V47H140ZM239 46V45H238ZM237 46V48H239ZM157 47V48H156ZM212 47H213V49L218 53V55L220 56V53H222V52H220L219 53V48H218V46L216 45L215 46V44H212ZM138 48V47H137ZM142 48H143V46H142ZM184 48H186V49H184ZM188 48V50L190 51V49ZM225 48L226 47H224V50H225ZM231 48V49H232ZM13 49V48H12ZM17 49V48H16ZM132 49V48H131ZM130 49V50H131ZM136 49V48H135ZM135 49H133V50H135ZM140 50H142L141 49V47L139 48ZM185 50V51H183V55H181V52H182V50ZM219 49V50H218ZM236 49V48H235ZM234 49V50H235ZM264 49V48H263ZM9 50V49H8ZM20 50H17V51H20ZM91 50V49H90ZM230 50V49H229ZM25 51L26 50H24L22 53H25ZM42 51H43V49H42ZM42 51H41V53H42ZM143 51H145V50H143ZM220 51H223V50H220ZM232 51H233V49H232ZM232 51H229V52H231L232 53ZM238 51V50H237ZM46 52H48V51H43V55L42 56H47V54L48 53H46ZM127 52H129V51H127ZM132 52V51H131ZM185 52V53H184ZM225 52V51H224ZM223 52V53H224ZM226 52H228L227 50H226ZM228 52V54L229 55H227L226 54V57L229 59V56H230V53ZM19 53V52H18ZM126 53V52H125ZM150 53V54H151ZM190 53H191V51L188 53L189 55H190ZM222 53V54H223ZM128 54V53H127ZM157 54H159V55H157ZM185 54V55H186ZM188 54H187V56H188ZM221 54V55H222ZM225 54V53H224ZM149 55V54H148ZM232 55H233V53H232ZM231 55V56H232ZM234 56V55H233ZM236 56V55H235ZM1 57V56H0ZM222 57H224V55L222 56ZM149 58H152L153 59V57L152 56H150ZM161 58V57H160ZM161 58V59H162ZM231 58V57H230ZM235 57H232V60L234 59ZM1 59V58H0ZM224 59V58H223ZM236 59V58H235ZM235 59L233 60V61H235ZM155 59H153V61H154ZM164 60V61H165ZM225 60H227L226 58H225ZM231 60V59H230ZM231 60V61H232ZM133 61H135V60H133ZM230 61V62H231ZM31 62V61H30ZM136 62V61H135ZM156 62H158L157 60H156ZM155 62V63H156ZM160 62V61H159ZM159 62L158 63H156V64H159ZM166 62V63H167ZM180 62V63H179ZM31 63H35V62H31ZM39 63V62H38ZM155 63H154V65H155ZM165 63V62H164ZM167 63V64H168ZM187 63V62H186ZM218 63V62H217ZM235 63V62H234ZM153 64V63H152ZM183 64H185L184 62H183ZM192 64H193V66L194 67H192L191 68V66H192ZM41 64H38V65H36V66H40ZM135 65V64H134ZM165 64H163V66H164ZM196 65V66H195ZM31 66H33V65H31ZM132 64H131V69H132ZM157 66H159V65H157ZM162 66V65H161ZM187 66V67H186ZM130 67V66H129ZM216 67V66H215ZM214 67V68H215ZM219 67H220V65H219ZM226 67V66H225ZM133 68H135V67H133ZM164 68V67H163ZM182 68V67H181ZM180 68V69H181ZM211 68V69H212ZM214 68H213V71H218L217 69L216 70H214ZM35 69H36V67H35ZM37 69H38V67H37ZM41 69V68H40ZM45 69V68H44ZM180 69H178V70H180ZM207 69H208V67H207ZM219 69V68H218ZM225 69V68H224ZM228 69V68H227ZM229 69H230V67H229ZM32 70H33V67H32ZM173 70V69H172ZM177 70V69H176ZM184 69L182 68V71L179 73V72H175V75H176V73H179L180 74V77H182L181 76V73L182 72H184L183 71ZM186 70H185V73H182L184 76H183V78H181V79H183L184 80V77H186V79H188V80H191V81H194L195 83L198 81V80H201L202 81V78L201 79H198L200 76H195V74L193 73V70L191 71V73H193L194 75L193 76H191V73L189 74V73H186ZM223 70V69H222ZM233 70V69H232ZM231 70V71H232ZM263 70H264V67H263ZM34 71V70H33ZM35 71H37V70H35ZM44 71V70H43ZM46 71V70H45ZM45 71H44V73H45ZM53 71V70H52ZM175 71V70H174ZM196 71H198V69L196 70ZM208 71V70H207ZM188 72V71H187ZM206 72V71H205ZM241 72V71H240ZM239 72V73H240ZM264 72V71H263ZM38 73V72H37ZM43 73V72H42ZM43 73V74H44ZM48 73V72H47ZM197 73V72H196ZM210 73L211 74H213L212 72H211V70H210ZM54 74V73H53ZM200 74V73H199ZM206 74V73H205ZM207 74H209V72H207ZM214 74H216V73H214ZM39 75V74H38ZM41 75V74H40ZM45 75V74H44ZM43 75V76H44ZM47 75V74H46ZM56 75V74H55ZM174 75V74H173ZM178 75V74H177ZM203 75V74H202ZM48 76V75H47ZM47 76H45V77H47ZM179 76V75H178ZM195 76V77H194ZM208 76H210V75H208ZM208 76H206V75H204V77L206 78V77H208ZM53 77V76H52ZM202 77V76H201ZM213 77H214V75L212 76V78H211V80L213 79ZM172 78V77H171ZM210 78V77H209ZM185 79V80H186ZM2 80V79H1ZM54 80V79H53ZM178 80V79H177ZM182 80V81H183ZM184 80V81H185ZM206 80H208V78H206ZM110 81V80H109ZM169 81H171V80H169ZM187 81V80H186ZM186 81H185V83H186ZM200 81V82H201ZM215 81V80H214ZM93 82V81H92ZM209 82H210V79H209V81L207 82L208 84H209ZM2 83H4L5 85H6V83L5 82H2ZM206 82L205 83H203L202 84V82L201 83H199L200 84V87H202V88H204V86H206V84H207ZM54 84H55V82H54ZM181 84V83H180ZM198 84V85H199ZM205 84V85H204ZM207 84V85H208ZM212 84V83H211ZM94 85V84H93ZM183 85V84H182ZM202 85V86H201ZM213 85H214V83H213ZM213 85H211L212 87H213ZM247 86H248V83L246 84ZM2 85H0V88H2L1 87ZM6 87H10L11 88V86H6ZM53 87V86H52ZM199 87V88H200ZM207 87V86H206ZM209 87V86H208ZM245 87V86H244ZM10 88H9V91L8 92H10ZM44 88V87H43ZM42 88V89H43ZM48 88V87H47ZM85 88V87H84ZM101 88V87H100ZM49 89V88H48ZM206 89V88H205ZM205 89H204V91H205ZM208 89V91L210 90V88H207ZM233 88L231 87V90H232ZM93 90V89H92ZM91 90V91H92ZM100 90V89H99ZM99 90H98V92H99ZM201 91L200 92H204V91H202L203 89H200ZM229 90V89H228ZM231 90H229V91H231ZM234 90V89H233ZM11 91H12V89H11ZM88 91L89 90H87L85 93H87V94H90V93H88ZM94 91H96V90H94ZM101 91V90H100ZM2 92V91H1ZM46 92H47V90H46ZM90 92V91H89ZM97 92V93H98ZM199 92V91H198ZM205 92H207V90L205 91ZM204 92V93H205ZM211 92H213V91H211ZM232 92V91H231ZM13 93V92H12ZM92 93V92H91ZM101 93V92H100ZM105 93V92H104ZM103 93V94H104ZM204 93H202L200 96H204V95H206V93L204 94ZM208 93H210V91L208 92ZM233 93V92H232ZM241 94L243 93V92H240ZM239 93V94H240ZM248 93V92H247ZM251 93V92H250ZM14 94V93H13ZM49 94V93H48ZM62 94V93H61ZM81 95L79 96L80 98V100H86V99H89L90 98V96H91V94L90 95H86V94H82V93H80ZM93 94V93H92ZM214 94V93H213ZM238 94V95H239ZM257 93H255V95H256ZM11 95V94H10ZM29 95V94H28ZM79 95V94H78ZM95 95V94H94ZM116 95V94H115ZM123 95V94H122ZM196 95H198V96H196V97H199V94H196ZM236 95H237V92H236ZM248 95V94H247ZM23 96V95H22ZM32 96V95H31ZM42 96V95H41ZM60 96H62V95H60ZM68 96V95H67ZM66 96V97H67ZM89 96V98H87ZM96 96V95H95ZM105 96V95H104ZM111 96V95H110ZM165 96H167L168 97V95H166L165 94ZM202 96V97H203ZM209 96V97H208ZM240 97L241 96H243V95H239ZM239 96H237V97H239ZM257 96H259V95H257ZM262 96V95H261ZM263 96H264V94H263ZM49 97V96H48ZM65 97V95L63 94V102L65 103V104H67V106L69 105V107L68 108H70V107H72V103L74 104V106H75V103L72 101V103H71V101L69 102V101H67V98ZM106 97V96H105ZM113 97H118V96H113ZM122 97V96H121ZM120 96L118 97V98H121ZM125 97H126V95H125ZM123 98L124 100L125 99H127V98ZM166 97V98H167ZM208 97V98H207ZM214 97V96H213ZM245 97V96H244ZM248 97V96H247ZM251 97V96H250ZM253 97V96H252ZM256 97V96H255ZM18 98V97H17ZM29 98V97H28ZM30 98H35V96L34 97H30ZM42 98V97H41ZM82 98V99H81ZM95 98V97H94ZM110 98H112V97H110ZM163 98H165V97H163ZM165 98V99H166ZM236 98V97H235ZM246 98V97H245ZM52 99V98H51ZM102 99V98H101ZM106 99H108V98H106ZM170 98H168V99H166V101L167 100H169ZM198 99V98H197ZM200 100H201V106H203L204 107V109L205 108H208V109H212V108H210L211 106L213 107V109L212 110H214V106L212 105V104H214L216 101H215V99L214 98H212L210 95H207L206 97H204V98H199ZM241 99H244V98H241ZM253 99V98H252ZM256 99H258V100H260L259 98H257L256 97ZM262 99V98H261ZM264 99V98H263ZM36 100V99H35ZM41 100V99H40ZM53 100V99H52ZM92 100V99H91ZM94 100V99H93ZM92 100V101H93ZM99 100V99H98ZM112 100V99H111ZM115 100V99H114ZM15 101H17L16 100V98H15ZM42 101V100H41ZM44 101V100H43ZM59 101V100H58ZM88 101V100H87ZM90 101V100H89ZM113 101V100H112ZM116 101H118L117 100V98H116ZM165 101V102H166ZM170 101V100H169ZM194 100H193V98H192V102H193ZM215 101V102H214ZM238 101H239V99H238ZM244 101H245V99H244ZM31 102H33V101H30L29 103H31ZM36 102V101H35ZM91 102V101H90ZM121 101H119V103H120ZM237 102V101H236ZM246 102V101H245ZM248 102L251 104L252 102H250V100L249 101H247V105H248ZM38 104H39V102H37ZM44 103V102H43ZM47 103H48V100H47ZM59 103H61L60 101H59ZM82 103H86L85 101L84 102H82ZM167 103V105H168V102H166ZM166 103L164 104L165 106H166ZM218 103V102H217ZM242 103V102H241ZM240 103V104H241ZM13 104V103H12ZM28 104V103H27ZM36 104V103H35ZM116 104V103H115ZM127 104V103H126ZM125 104V105H126ZM129 104V103H128ZM238 104V103H237ZM245 104L246 103H244L243 105L245 106ZM249 104V105H250ZM8 105H10L9 103H8ZM14 105V104H13ZM30 105V104H29ZM62 105H64V104H62ZM78 104H76V106H77ZM151 105V104H150ZM162 105V104H161ZM242 104H241V107L240 108H242L243 109V106ZM5 106H7V105H5ZM38 106V105H37ZM37 106H36V108H37ZM47 106V105H46ZM75 106V107H76ZM121 106V105H120ZM127 106H129V105H127ZM163 106V105H162ZM243 106V107H242ZM12 107H14V106H12ZM29 107V106H28ZM32 107V106H31ZM77 107H79V106H77ZM77 107H76V110H80L81 109V107H79L78 109H77ZM100 107V106H99ZM126 106H124V108H125ZM158 106H156V105H153L152 107H150L148 110H136L135 108H129V107H126V113H125V122L127 123H133V122H135V120H137L138 118H140V117H142V115H145V113L147 114V115H151V119H153V117L152 116H155V117H160L161 115H159L160 113H158V108H157ZM202 107V108H203ZM8 108V107H7ZM67 108V107H66ZM73 108L74 107H72V110H73ZM199 109V111L201 110V108L200 107H198ZM232 108V107H231ZM230 108V109H231ZM234 108V107H233ZM239 108V109H240ZM0 109H2V108H0ZM4 109H6V108H4ZM75 109V108H74ZM122 109V108H121ZM204 109H202L201 111H203ZM249 110H250V108H248ZM33 110H35V107H34V109ZM43 110V109H42ZM82 110V109H81ZM197 110V109H196ZM197 110V111H198ZM232 110V109H231ZM245 110V109H244ZM246 110H247V108H246ZM245 110V111H246ZM1 111V110H0ZM75 111V110H74ZM82 111H84V110H82ZM82 111H80V112H82ZM145 111V112H144ZM201 111H200V113H201ZM205 111H207V110H205ZM205 111H203L205 114H206V112ZM211 111V110H210ZM239 111V110H238ZM248 111V110H247ZM3 112V111H2ZM76 112H78V111H76ZM75 112V113H76ZM80 112H78V114L80 113ZM214 112V111H213ZM233 112V114H234V111H232ZM249 112V111H248ZM4 113V115H5V112H3ZM12 113V112H11ZM83 113V115H84V112H82ZM102 113V112H101ZM157 113H158V115H157ZM198 113V112H197ZM199 113V114H200ZM204 113H202V114H204ZM235 113H237L236 111H235ZM249 113H251V111L249 112ZM248 113V114H249ZM60 114V113H59ZM103 114V113H102ZM101 114V115H102ZM198 114V115H199ZM212 114V113H211ZM230 114H232V113H230ZM238 114V113H237ZM242 114V113H241ZM246 114V113H245ZM3 114H1L0 113V117L2 116ZM79 115H81V113L79 114ZM98 115V114H97ZM100 115V116H101ZM207 115V114H206ZM213 115V114H212ZM236 115V114H235ZM240 115V114H239ZM10 116V115H9ZM60 116V115H59ZM204 117H205V115H203ZM211 116V115H210ZM229 116V115H228ZM234 116V115H233ZM232 116V117H233ZM243 116V115H242ZM247 116V115H246ZM251 116V115H250ZM85 117H86V115H85ZM84 117V118H85ZM88 117H91L90 116V114H89V116ZM102 117V116H101ZM202 117V116H201ZM208 117V116H207ZM237 117H238V115H237ZM248 117V116H247ZM246 117V118H247ZM11 118V117H10ZM82 118V117H81ZM106 118V117H105ZM243 118H244V116H243ZM9 119V118H8ZM99 119V118H98ZM102 119V118H101ZM158 119H160V118H158ZM202 119H203V121H204V118L202 117ZM206 119V118H205ZM209 119V118H208ZM207 119V120H208ZM212 119V118H211ZM239 119H240V117H239ZM239 119H238V121H239ZM245 119V118H244ZM249 119V118H248ZM1 120V119H0ZM5 120V119H4ZM105 120V119H104ZM140 120V119H139ZM162 120V118L159 120V121H161ZM229 120H230V118H229ZM50 121H52V120H50ZM153 121V120H152ZM154 121H155V123L157 122L156 121V119H154ZM158 121V122H159ZM206 121V120H205ZM211 121V120H210ZM228 121V120H227ZM235 121H237V120H235ZM234 121V122H235ZM237 121V122H238ZM29 122V121H28ZM41 122V121H40ZM102 122V121H101ZM122 122V121H121ZM163 122V121H162ZM223 123H221V125L223 126V128L225 127V126H227V124L228 123H230L231 122V120H230V122H228L227 124L225 123L224 124V121H222ZM244 122V121H243ZM55 123V121L53 122V124ZM90 123V122H89ZM99 123V122H98ZM98 123H97V126H98ZM124 123V122H123ZM154 123V122H153ZM164 123V122H163ZM163 123H161V125H160V123H156L157 124V129L159 128L160 129V127L159 126H162V124ZM50 124V123H49ZM56 124V123H55ZM55 124H54V132H55V129H56V126H55ZM77 124V126L79 125L78 123H76ZM81 124V123H80ZM125 124V123H124ZM210 124V123H209ZM231 124V127H232V122L230 123ZM234 124V123H233ZM47 125V124H46ZM51 125H52V123H51ZM120 125H122V124H120ZM164 125V128H165V124H163ZM206 125V124H205ZM212 125H213V123H212ZM216 125V124H215ZM238 125H239V123H238ZM57 126H58V124H57ZM76 126V127H77ZM106 126V125H105ZM125 126V125H124ZM128 126H131V124L130 125H128ZM153 126V125H152ZM167 126V125H166ZM206 126H208V125H206ZM229 126V125H228ZM242 126V125H241ZM241 126H238V127H241ZM53 127V125L51 126V128ZM155 128H156V125L154 126ZM210 127V129H211V126H209ZM231 127H230V129H231ZM14 128V127H13ZM42 128V127H41ZM51 128H49L50 130H51ZM135 128H138V127H135ZM164 128H163V126H162V130L164 131ZM48 129V128H47ZM53 129V128H52ZM58 129V128H57ZM146 129V128H145ZM150 129V128H149ZM152 129H153V127H152ZM206 129H208V128H206ZM210 129H208V130H210ZM18 130V129H17ZM42 130V129H41ZM46 130V129H45ZM156 130V129H155ZM161 130V129H160ZM160 130L158 131L159 133H160ZM167 130V129H166ZM236 130V129H235ZM44 131V130H43ZM97 131L98 132H96L97 134H95L94 136H91V140L90 139H88L87 141H89V144H87V146L89 145V146H91V147H93V148H98L99 146L100 147H102L103 146V148L106 146V148H108L107 146H109V144H110V136H111V133H110V131H109V128L107 129V128H105L104 126H101V127H99L98 129H97ZM128 131V130H127ZM151 131V130H150ZM168 131V130H167ZM211 131V130H210ZM228 131H230V130H228ZM228 131H226V134H227V132ZM47 132V131H46ZM57 132V131H56ZM55 132V133H56ZM232 132H233V130H232ZM237 132V131H236ZM17 133H19V131L17 132ZM55 133H54V135H55ZM148 133H149V131H148ZM147 133V134H148ZM162 133V132H161ZM165 133H167V132H165ZM210 134L212 133V132H209ZM208 133V134H209ZM53 134V133H52ZM59 134V133H58ZM84 134V133H83ZM133 134V133H132ZM135 134V133H134ZM164 134V133H163ZM207 134V135H208ZM233 134V133H232ZM231 134V135H232ZM60 135V134H59ZM131 135V134H130ZM130 135H128V137L130 136ZM138 135V134H137ZM169 135H170V133H169ZM172 135V134H171ZM171 135H170V138H171V140H172V137H171ZM229 135V134H228ZM237 135V134H236ZM58 136V135H57ZM139 136V135H138ZM138 136L136 137V134H135V136L133 137V136H130L129 138H131L130 139V142L132 141V143H133V145L135 146V148H138V150H140V147H138V145L140 144V139L138 138ZM145 136H146V134H145ZM168 136V135H167ZM180 136V135H179ZM230 136V135H229ZM89 137V136H88ZM140 137V136H139ZM142 137V136H141ZM174 137H176V136H173V138ZM182 137V136H181ZM231 137V136H230ZM144 138V137H143ZM182 138H184V137H182ZM182 138H180V139H182ZM193 138V137H192ZM226 138H228V137H225V139ZM236 138V137H235ZM57 139H59V138H57ZM56 139V140H57ZM146 140H147V137L145 138ZM149 139V138H148ZM230 139V138H229ZM141 140H142V138H141ZM170 140V141H171ZM209 140V139H208ZM212 140V139H211ZM224 140V139H223ZM44 141V140H43ZM170 141L166 144L165 142V144H164V147L165 148H177L178 147V145H179V137L178 138H176L175 140H173L171 143H170ZM182 141H184V139L183 140H181V142ZM207 141V140H206ZM205 141V142H206ZM224 141H226V140H224ZM59 142V141H58ZM61 142V141H60ZM63 142V141H62ZM212 142V141H211ZM211 142H209V144L211 143ZM19 143L22 145V149H23V151H25V152H28V151H30V142H28L27 141V139H20L19 140ZM45 143H46V147H47V145L48 146H50L52 143H51V141H48V139H46L45 140ZM45 143H43V144H45ZM87 143V142H86ZM86 143L84 144L85 145V148H86ZM183 143V142H182ZM216 143H219V141L218 142H216ZM58 144V143H57ZM66 144V143H65ZM163 144H162V146H163ZM209 144H207V145H209ZM232 144H234V143H232ZM61 145V144H60ZM216 145V144H215ZM219 145H221V144H219ZM227 145H229L228 143H226V147H227ZM231 145V144H230ZM131 146H132V144H131ZM232 146V145H231ZM45 147V148H46ZM54 147H55V145H54ZM56 147H58V145H56ZM62 147V146H61ZM63 147H65V146H63ZM62 147V148H63ZM68 146H66V148H67ZM111 147V146H110ZM110 147H109V149H110ZM113 147V146H112ZM163 147V148H164ZM180 147H181V143H180ZM221 147H223V146H221ZM225 147V148H226ZM47 148H49V147H47ZM46 148V149H47ZM51 148V147H50ZM159 148H161V147H159ZM179 148V147H178ZM212 148V147H211ZM217 148H219V147H217ZM1 149V148H0ZM54 149H57V148H54ZM58 149H59V147H58ZM64 149V148H63ZM71 149H72V147H71ZM70 149V150H71ZM101 149V148H100ZM105 149V148H104ZM166 149V150H167ZM183 149V148H182ZM209 148H207V150H208ZM50 150V149H49ZM49 150H46V152L45 153H47V151H49ZM59 150H61V149H59ZM58 150V154H59V151ZM108 150V149H107ZM106 150V151H107ZM135 150H137V149H134V151ZM173 150V149H172ZM176 150V153L175 154H177V152L179 151H181L182 152V150H179L178 149V151H177V149H175ZM216 150V149H215ZM54 151H56V150H53L52 152L50 151L49 153H51L50 155H51V157L52 158H55V159H57L56 158V156L54 155ZM133 151V152H134ZM211 151V150H210ZM226 151V154L228 155V153H227V150H225ZM65 152H66V150H65ZM65 152L63 153L62 152V155H64L65 154ZM96 152V151H95ZM101 152V151H100ZM143 152H144V150H143ZM156 152V151H155ZM178 152V153H179ZM229 152H232V151H229ZM2 153V152H1ZM1 153H0V155H1ZM57 153V152H56ZM71 153H72V150H71ZM136 153H137V151H136ZM211 153V152H210ZM3 154H4V152H3ZM58 154H57V156H58ZM139 154V153H138ZM152 155H154L153 153H151ZM166 154V153H165ZM169 153L167 152V155H168ZM222 154H223V152H222ZM230 154V153H229ZM6 155V154H5ZM4 155V156H5ZM99 155V154H98ZM135 155V154H134ZM151 155V156H152ZM155 155H157V153L155 154ZM162 155L163 154H161V157H162ZM180 155V154H179ZM178 155V156H179ZM227 155H224V158H226V157H228ZM41 156V155H40ZM45 156H47L48 157V155H43L41 158H40V161H39V163H38V165L39 166H44L43 168H46L45 166ZM55 156V157H54ZM66 156V155H65ZM138 156V155H137ZM140 156V155H139ZM150 156V157H151ZM159 156H160V153H159ZM170 156H171V154H170ZM174 156H176V155H174ZM177 156V157H178ZM184 156V155H183ZM215 156H217V160H218V155H215ZM222 156V155H221ZM7 157V156H6ZM163 157H165V155L163 156ZM169 156H167V157H165V158H168ZM177 157H176V159H177ZM209 157V156H208ZM213 157V159H211V158ZM209 157V165H214V163H215V158L216 157H214V155L213 156H210ZM220 157V156H219ZM65 158H67V157H65ZM102 158V157H101ZM100 158V159H101ZM139 158V157H138ZM181 158V157H180ZM221 158H223V157H220V159H219V161L220 160H224V159H221ZM229 158H230V155H229ZM9 160H11V158L9 157L8 158ZM7 159V160H8ZM59 159V158H58ZM152 159L153 158H151V160L150 159H146V158H144V159H141V165H140V169L148 176V178H152L153 176H154V173H151V174H153L152 176L150 175V172H148L147 171V169L149 168V166H151V168H154V166L156 167V163L155 162H153L154 161V159H153V161H152ZM176 159H174V161H176ZM8 160V161H9ZM46 160H50L49 158L48 159H46ZM52 160H54V159H52ZM67 160H69V159H67ZM70 160H72V158L70 159ZM102 160V159H101ZM107 160H109V159H107ZM168 160H170V159H168ZM226 160V159H225ZM228 160V159H227ZM226 160V161H227ZM2 161V160H1ZM153 162V163H152ZM10 163V162H9ZM64 163H65V161H64ZM67 163V162H66ZM75 163V162H74ZM102 163V162H101ZM104 163V162H103ZM205 163H207V162H205ZM4 164H6V163H4ZM70 164V163H69ZM99 165H101V164H99ZM152 165H153V167H152ZM206 165V164H205ZM209 165H207V166H209ZM212 165V166H213ZM13 166V165H12ZM212 166L209 168V169H211L212 168ZM67 167H68V165H67ZM104 169H102V171L100 172L99 171V173H98V175L96 176V178L94 179L96 182H97V185H96V187H94V189L96 188V191H101V192H103L104 194L106 193L107 194V196L109 197V198H111V200H112V198H113V196L115 195V193H117V195H119V194H121L122 195V197L124 198L123 200H119V199H117V201H116V198H113V201L115 200V202H118L119 201V203H115V204H113L114 205V208H116L117 207V205H119L120 206V208L121 209H125V210H128V209H130L131 211H133V212H137V211H139V212H141L140 210H139V207L142 205V203H143V201H144V203L143 204H146V202L145 201H147L148 202V200H149V202H150V197L149 196H146V195H142L141 197H139L137 194H135V191H133V190H130V189H128V187L126 186V185H124V184H122L121 182V184L119 185V188H118V192L117 191H115V193H114V191H112V190H108L107 188H106V186L108 185L107 184V175H108V171H110L111 170V172L110 173H112V174H114L113 172H115V174L117 173V174H120V175H122V176H125V175H127L126 174V171L120 166V164H118V162H116L115 160H113L112 159V161H110V162H105L104 163V165L102 166ZM203 167V166H202ZM10 168V173H11V175L13 176L14 174H16L17 173V169H15L14 168V166L13 167H9ZM72 168V167H71ZM76 168V167H75ZM182 168V167H181ZM203 168H205V166L203 167ZM207 168V167H206ZM213 168H214V166H213ZM62 169V168H61ZM157 169V168H156ZM209 169H207L208 170V173L210 174L211 172H209ZM75 170V169H74ZM206 170V171H207ZM212 170V169H211ZM210 170V171H211ZM213 172V171H212ZM88 173V172H87ZM91 173V172H90ZM207 174V173H206ZM55 175H56V173H55ZM58 175H59V173H58ZM87 175H89V174H87ZM93 175V174H92ZM149 175H150V177H149ZM94 176V177H95ZM156 176V175H155ZM154 176V177H155ZM208 176V175H207ZM210 176V175H209ZM93 177V176H92ZM92 177H89V178H92ZM153 177V178H154ZM158 177V176H157ZM211 177V176H210ZM215 177V176H214ZM129 178L131 179V181L135 184H138L139 185V187H142L143 189H145V190H149L148 188L150 187V185H149V182H147L144 178H141L139 175H131V176H129ZM156 178V177H155ZM159 178V177H158ZM130 179H129V181H130ZM157 179V178H156ZM161 179V178H160ZM160 179H157V180H154V181H158L159 183L161 182V185H162V183L164 182L163 180H161V181H159ZM207 179V178H206ZM68 180V179H67ZM117 180H119V179H117ZM208 180V179H207ZM73 181V180H72ZM120 181V180H119ZM209 181V180H208ZM68 182H70V181H68ZM157 182V183H158ZM166 182V181H165ZM74 183V182H73ZM113 183H115V181L113 182ZM124 183V182H123ZM156 183V182H155ZM126 184V183H125ZM75 185V184H74ZM157 185V184H156ZM163 185H165V183L163 184ZM29 186V185H28ZM25 187V186H23V187H21L19 190L17 189V190H15L14 189V191H12V192H9V193H6V192H2L1 190H0V207H2V208H6V212L4 211V212H2L1 210H0V224L2 225H6L7 227H9L10 228V231L11 230H14L15 231V233H14V235H15V237H18L17 236V234L19 235L20 234V232L18 233V231H22V230H19V229H21V228H23V227H25L24 229L25 230H28V232H29V234H31V239L28 237L27 239H30L31 240V242H32V240H34V242L37 240V242L38 241H40L39 239L41 238V237H44V235H51L52 237H55V241H61L66 247H69V245H71L72 246V243H73V246L75 245V247L76 248H74V254L76 255V253H75V251L77 252V258H83V259H85L86 258V256H87V259H89V260H93L92 262L93 263H91V264H122V261H121V259L122 258H120V255L122 254L121 252L122 251H125V249H128V248H123V246H124V244H125V242L128 240V243L129 242H131L132 243V240L134 239L133 238V236L130 234V232H128L121 224H120V222L118 221V220H112V221H109V222H106V221H103L102 222V224H100V222L98 223L99 224V226L97 227V228H99V230H98V232H97V234H93V235H91V234H88L89 232H91L90 230H87V228H86V232H85V228L83 227V223L84 222H82L80 225L79 224H76L77 223V219H76V222L74 221V218H72V220L73 221H71V220H67V221H65L64 220V222H62L63 220H61L60 219V212L61 213H63L64 211H66L65 209H64V211L62 212V210H63V205L61 204H57L56 203V206L53 208V211H52V213L49 215V216H45L46 218H41L40 217V210L42 209V207H40L41 209L39 210V209H36V210H32L33 208L31 207V208H29V207H27L26 206V204H27V201L29 202V199L28 198H30L29 196H31V190H32V187ZM118 187V186H117ZM110 188V187H109ZM182 188V187H181ZM8 189H9V187H8ZM145 190H143V191H145ZM178 190V189H177ZM181 190V189H180ZM95 191V192H96ZM142 191V192H143ZM150 191V190H149ZM148 192V191H147ZM154 192V191H153ZM119 193V194H118ZM139 193V192H138ZM144 193V192H143ZM96 194V193H95ZM97 194H98V192H97ZM157 194V193H156ZM63 195V194H62ZM68 194H66V196H67ZM101 195H103L102 193L100 194V195H98L99 197L101 196ZM117 195H115V197L117 196ZM158 195H160V194H158ZM69 196V195H68ZM97 196V197H98ZM105 198H104V202H105V200H107V198H106V196H104ZM121 197V196H120ZM126 197H128V199H130L127 203L130 205V201L132 200H138V203H139V201L140 202H142V203H139L140 204V206L139 205H134V206H129L125 201H127V200H125V198ZM152 198L154 199V200H156L153 196H152ZM32 199V198H31ZM99 199V198H98ZM122 199V198H121ZM159 199H160V196H159ZM161 199H162V197H161ZM165 199H167V198H165ZM171 199H173V198H171ZM100 200V199H99ZM102 200V199H101ZM100 200V204H102V201ZM110 200V199H109ZM111 200H110V202H111ZM125 200V201H124ZM169 202H172L173 203V201L174 202H178V200L179 199H176V198H174V200H172V201H170L169 199H167ZM95 201V200H94ZM94 201H92L93 202V205L92 206H94V204H97V203H99V202H96V203H94ZM96 201H97V199H96ZM162 201V200H161ZM34 202V201H33ZM32 201L30 202V203H33ZM103 202V203H104ZM152 202V201H151ZM162 202H165V201H162ZM168 202V203H169ZM61 203H63V202H61ZM78 203V202H77ZM155 203V207H156V205H157V200H156V202H154ZM166 203H167V201H166ZM167 203V204H168ZM178 203H180V202H178ZM37 204V203H36ZM181 204V203H180ZM88 205H91L90 203H88ZM102 205H104V204H102ZM115 205H116V207H115ZM148 205V204H147ZM151 205V204H150ZM150 205H148L149 207H150ZM161 205V204H160ZM162 205H164L163 203H162ZM170 205H171V203H170ZM63 206V207H62ZM118 206V207H119ZM139 206V207H138ZM184 206V205H183ZM66 207V206H65ZM76 207V206H75ZM99 207V206H98ZM102 207H104V206H102ZM101 207V208H102ZM105 207H107L108 208V205L106 206L105 205ZM104 207V208H105ZM110 207H112L113 208V206H111L110 205ZM143 207V206H142ZM142 207H140V209L142 208ZM147 206L145 205V208H146ZM164 207H165V205H164ZM35 208H38V207H35ZM74 207H72V209H73ZM90 208V207H89ZM113 208V209H114ZM144 208V207H143ZM161 209H162V207H160ZM68 209V208H67ZM92 209V208H91ZM93 209H94V207H93ZM96 209H97V207H96ZM103 209V208H102ZM147 209V208H146ZM153 209V208H152ZM157 209V208H156ZM158 209H159V207H158ZM170 209V208H169ZM79 209H76V211H78ZM95 210V209H94ZM105 210V209H104ZM150 210V209H149ZM162 210H164V208L162 209ZM161 210V211H162ZM166 210V209H165ZM42 211V210H41ZM68 211H70L69 209H68ZM67 211V212H68ZM73 211H74V209H73ZM79 211H81V210H79ZM78 211V212H79ZM152 211V210H151ZM150 211V212H151ZM160 211V210H159ZM45 212V211H44ZM128 212H129V210H128ZM146 212V211H145ZM147 212H149V211H147ZM149 212V213H150ZM156 212V211H155ZM164 213H162L161 212V214L160 213H158V215H157V217L153 220V222L151 223V222H149L148 220H146L147 219V217L148 216H146V219H144V220H146V223H145V225H144V223H143V220L141 221L142 222V224L146 227V229H147V233H148V236H147V238H145V242H146V245H147V247H145V249L143 250L144 251V253H145V250H146V248H147V250H146V255L148 256H146L147 258H148V262H147V264L149 263H153V259H152V257H161V258H163V260H162V262L160 263V264H202V261L201 260H199L198 259V257L197 256H195L194 254H195V252H194V254L191 252L192 250H190V248L188 247V246H186L187 244H184L185 242L183 241V240H181L183 243H182V246H180L179 248H174V247H170V248H165V241L167 240V241H169L168 240V238L165 236L166 235V231L168 230V228H169V226H168V224L166 223V219H167V217L168 216H172L173 217V213H172V210H171V212L170 211H163ZM42 213V212H41ZM71 213V212H70ZM73 213V212H72ZM132 213V212H131ZM45 214V213H44ZM43 214V215H44ZM48 214V213H47ZM46 214V215H47ZM66 214V213H65ZM80 214H82L81 212H80ZM80 214H79V216H80ZM140 214V213H139ZM143 213H141L140 215H142ZM171 214H173V215H171ZM62 215V214H61ZM67 215V214H66ZM74 215V214H73ZM83 215V214H82ZM81 215V216H82ZM149 215V214H148ZM150 215H151V213H150ZM149 215V216H150ZM262 215V214H261ZM260 215V216H261ZM30 216V217H29ZM78 216V215H77ZM81 216H80V218H81ZM144 216V217H145ZM31 217H33V218H31ZM43 217V216H42ZM62 217V216H61ZM65 217V216H64ZM63 217V218H64ZM70 217H72V216H70ZM151 217V216H150ZM68 218V217H67ZM82 218L84 219L85 217H83L82 216ZM125 218H127V217H124L122 220H124ZM149 218V217H148ZM176 217H174V218H171V220L172 219H175ZM261 218V217H260ZM66 219V218H65ZM89 219V218H88ZM151 219V218H150ZM262 219H263V217H262ZM261 219V221H263ZM80 220H82V219H79L78 221H80ZM90 220L91 219H89V221H87L88 223L90 222ZM97 220V219H96ZM101 220V219H100ZM121 220V221H122ZM84 221V220H83ZM148 221V222H147ZM173 222H175V221H173ZM175 224H176V222H175ZM76 225H77V227H76ZM87 225V224H86ZM95 225V224H94ZM5 226V227H6ZM82 227L81 229H82V233H83V235L86 237L85 239H84V237H82V234L80 235L81 236V238H83V239H80V236H73L72 238H71V232H73V230L75 229V228H77V230L76 231H78V232H80V229L78 230V227ZM90 226H93L92 224L90 225ZM185 226V225H184ZM6 227V228H7ZM87 227H88V225H87ZM95 227V226H94ZM187 227V226H186ZM84 228V229H83ZM181 228V226L180 227H178V229H180ZM184 228V227H183ZM90 229V228H89ZM95 229V228H94ZM185 229V228H184ZM83 230H84V232H83ZM92 230V229H91ZM96 230V229H95ZM218 230V229H217ZM220 230V229H219ZM219 230H218V232H219ZM24 231V230H23ZM89 231V232H88ZM181 231V230H180ZM186 231V230H185ZM228 231V230H227ZM11 232H13V231H11ZM24 232H26V231H24ZM70 232V233H69ZM88 232V233H87ZM189 232V231H188ZM209 232V231H208ZM218 232H216V233H218ZM221 232H222V229H221ZM225 233H226V231H224ZM231 233H234V232H232V231H230ZM55 233V234H54ZM68 233H69V235H68ZM76 233V232H75ZM185 233V232H184ZM230 233V234H231ZM238 233V232H237ZM237 233H234L235 235H233V234H231V235H221V234H223V233H221V234H217V237H218V235L220 236L219 238H217V239H214V241H216V244H218V245H216L215 244V248L216 249H214L215 251L216 250H218L217 249V246L218 247H220V250H218V252L220 253V256L223 258V260L225 261H228V259L227 258H229V255L232 253V254H234L233 253V249H232V247L233 246H237V244H238V246L240 245V244H242V241L244 240H242V238H244V237H242L241 236V233H240V236L242 237H240ZM78 234V233H77ZM192 234V233H191ZM210 234V233H209ZM227 234H229V231H228V233ZM22 235V234H21ZM71 235V236H70ZM186 235V234H185ZM204 235V234H203ZM215 235V234H214ZM3 236V235H2ZM48 236V237H49ZM182 236H184V235H182ZM189 236H190V233H189ZM212 236V235H211ZM19 237H22L21 239H23V236H19ZM24 237H25V235H24ZM166 237V238H165ZM199 237H202L201 235L199 236ZM209 237V236H208ZM2 238H4V237H2ZM0 239V264L3 262V264H32L28 259H26V258H24L16 249H14L13 247H11L10 246V244L8 243V241L6 240V239ZM45 238H47V236L45 237ZM130 238H132V240H130L129 241V239ZM191 238V237H190ZM212 238H216L215 236H213ZM18 239H20V238H18ZM17 239V240H18ZM25 239H26V237H25ZM49 238H47L46 240H48ZM211 239V238H210ZM14 240V239H13ZM25 241V240H24ZM43 241V240H42ZM41 241V242H42ZM49 241V240H48ZM48 241H46L47 242V244H48ZM50 241H51V239H50ZM49 241V242H50ZM54 241V242H55ZM166 241V242H167ZM180 241V242H181ZM36 242V243H37ZM58 242V243H59ZM60 242V243H61ZM134 242H135V240H134ZM44 243V242H43ZM53 243V242H52ZM213 243H215V242H213ZM243 243H245L244 241H243ZM28 244V243H27ZM56 244V243H55ZM59 245V244H58ZM57 245V246H58ZM68 245V246H67ZM145 245V246H146ZM181 245V244H180ZM40 248H42V246H43V244H40ZM63 246V245H62ZM129 246V245H128ZM64 247V246H63ZM126 247V246H125ZM240 247V246H239ZM236 247H234V249H235ZM43 249H46L45 248V246H44V248ZM42 249V250H43ZM56 249V248H55ZM61 249H63V248H61ZM68 249V248H67ZM71 249H73V248H71ZM76 249V250H75ZM124 249V250H123ZM236 250H238V249H236ZM240 250H242L243 251V248H242V245H241V248H240ZM39 251H41V250H39ZM43 251H46V250H43ZM56 251H58V248L56 249ZM195 251V250H194ZM239 251V250H238ZM238 251H237V253H238ZM50 252V251H49ZM53 252V251H52ZM62 252V251H61ZM61 252H58V253H61ZM68 252H71V251H68ZM43 253V252H42ZM45 253V252H44ZM119 253H121V254H119ZM125 253H126V251H125ZM236 253V252H235ZM49 254V253H48ZM55 254V253H54ZM70 254V253H69ZM238 254H240V253H238ZM57 255V254H56ZM73 256V254H72V256L73 257H76V256ZM196 255H197V253H196ZM218 255V254H217ZM261 255V254H260ZM46 256H47V254H46ZM50 256V255H49ZM198 256H200L199 254H198ZM57 257H58V259H56V260H54V258H53V260H51L50 261V259H49V263H51V264H70V263H72V260L71 259H73V257H69V255L68 254H63L62 253V255H60V256H58L57 255ZM144 257V256H143ZM142 257V258H143ZM146 257L145 258H143V259H146ZM232 257V256H231ZM230 257V258H231ZM234 257V256H233ZM262 258H264V257H262ZM201 259H202V257H201ZM160 260V259H159ZM203 260V259H202ZM5 262V263H4ZM142 262H143V260H142ZM144 262H145V260H144ZM143 262V263H144ZM146 262H145V264H146ZM264 262V261H263ZM125 263H126V261H125ZM131 263V262H130ZM123 264H124V262H123ZM127 264V263H126ZM158 264H159V262H158ZM204 264H206V262L204 261Z\"/></svg>",
	"mask_w": 264,
	"mask_h": 264
}]
</instances>
